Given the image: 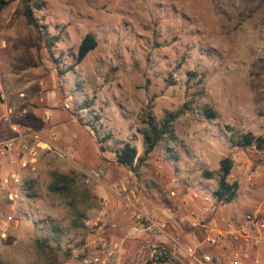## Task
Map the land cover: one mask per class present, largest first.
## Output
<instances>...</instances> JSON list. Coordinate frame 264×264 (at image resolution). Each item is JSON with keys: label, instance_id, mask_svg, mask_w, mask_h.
<instances>
[{"label": "rangeland", "instance_id": "374dc122", "mask_svg": "<svg viewBox=\"0 0 264 264\" xmlns=\"http://www.w3.org/2000/svg\"><path fill=\"white\" fill-rule=\"evenodd\" d=\"M0 1L4 121L39 141L28 142L34 160L15 152L31 162L18 169L23 187L11 188L17 201L0 188V223L14 219L0 235V261L143 264L107 257L101 240L116 231L127 236L112 226L118 206L139 227L128 207L138 201L151 215L164 199L174 206L192 193L200 223L179 222L178 233L168 227L188 245L186 236L200 234L201 225L216 220L224 229L239 209L264 216V149L234 145L248 133L264 138V0H33L41 5L31 4L35 17L60 39L53 55L37 43L25 0ZM87 34L98 46L76 64ZM180 111L174 140H162L132 169L117 163L126 143L144 156L149 115L159 123ZM225 157L234 161L230 181L240 186L232 204L214 198ZM54 173L74 181L70 193L51 191ZM185 205L175 214L186 215ZM99 219L101 229L93 228ZM156 246L142 245L146 253Z\"/></svg>", "mask_w": 264, "mask_h": 264}, {"label": "built area", "instance_id": "2783aa9c", "mask_svg": "<svg viewBox=\"0 0 264 264\" xmlns=\"http://www.w3.org/2000/svg\"><path fill=\"white\" fill-rule=\"evenodd\" d=\"M0 98L4 99L2 93H0ZM29 139L39 143L38 138L21 134L0 141V155L9 157L10 164L15 168L8 175L0 177V188L9 195V199L12 202H16L18 196L11 192V188L13 186L23 187L22 176L18 169L28 168L31 163L30 160H34L36 156L35 152L28 146ZM17 151H22V153L32 158L30 160L29 158L21 159L20 155H15ZM171 196H176V194L173 192ZM128 207L133 210L134 220L143 232L151 236H163L169 241L173 258L178 256L183 258L188 264H264L262 257L258 253L261 245V235L264 232V216L259 213L246 216V222L250 227L242 226L239 228L228 224L224 229H210L201 225L203 228L204 247L200 248L199 246L183 243L179 235L171 236L167 223L154 220L145 202L128 203ZM207 210L205 209V211ZM194 216L198 218L197 220L200 223V215ZM13 221V217L9 216L6 217L3 223H0V235L2 238H6L7 231ZM196 224L192 225L195 227ZM92 226L93 228L101 229L100 219L95 221ZM251 227H254L256 234H252ZM113 248H116V245ZM113 248L108 247L107 257L113 256ZM165 255L169 256L166 247H154L151 251L152 263L157 264ZM93 263L106 264V261L96 258Z\"/></svg>", "mask_w": 264, "mask_h": 264}, {"label": "trees", "instance_id": "16d2710c", "mask_svg": "<svg viewBox=\"0 0 264 264\" xmlns=\"http://www.w3.org/2000/svg\"><path fill=\"white\" fill-rule=\"evenodd\" d=\"M35 5L40 9L41 5L38 2H33V0H25V17L29 24V26L33 27L37 34V43L40 45L41 42L44 41L45 46L48 51L52 53L53 47L59 42L58 36H50L47 25H42L39 20L34 15V10L31 4ZM2 5H5L3 1H0V12L3 8ZM98 46L97 39L92 34H87L79 48L76 55H73L76 64L82 63L86 57L93 52ZM53 55V53H52ZM56 63H58V59H54ZM63 74V71L60 72ZM180 112L168 114L163 118L159 123L155 122L152 117L149 115L146 121V129L143 131V143H144V156L141 158H137L138 151L136 147L132 146L129 143L124 144V146L116 152V160L117 163L126 168L132 169L134 165L142 164L145 161L146 157L151 155L162 140L169 139L174 140L173 133V123L177 121L180 117ZM207 116L209 118H214L215 115L212 111H207ZM234 145L237 148L248 149L255 148L257 150L264 149V138L255 137L253 134L248 133L246 135H242L237 137L234 141ZM234 168V161L230 157H225L220 161L219 169L217 172L216 182L217 189L214 192V198L219 203L232 204L238 197L239 193V183L231 182L230 177ZM207 178H212V174L206 173ZM53 183L50 187L51 191L57 192L58 194H68L70 193L71 187L73 186V180L70 177L65 175H60L57 173L53 174ZM183 239H181L182 241ZM169 252V256L165 255L163 259H160L157 264H179L178 262L183 264H188L183 258L176 256L172 257L171 251L167 249ZM178 261V262H177ZM0 264H8L0 261ZM52 264H59L57 259H53ZM148 264H151L149 261Z\"/></svg>", "mask_w": 264, "mask_h": 264}, {"label": "crops", "instance_id": "0c3cea01", "mask_svg": "<svg viewBox=\"0 0 264 264\" xmlns=\"http://www.w3.org/2000/svg\"><path fill=\"white\" fill-rule=\"evenodd\" d=\"M4 86H5V84L2 81L1 76H0V93H2ZM4 100H5V96H4V99L0 98V141L5 140V139H10V138L16 137L17 135L21 134V131L19 129V127H20L19 124L18 125L14 124L9 128L8 125L5 123L4 117H3L4 116V114H3V111H4V103L3 102H4ZM3 133H4V135H7V137L2 139ZM14 169L15 168L10 164L9 157H5V156L0 155V177L8 175ZM202 194H200L201 200H199V201H202L204 199V197H203L204 194L203 195ZM132 196H135V195L133 194ZM163 202H164V204L161 207H159V209H158L159 211H157L156 213L154 211V214H151L152 218L154 220L167 223L168 227L176 230L177 233L179 232V230H177V226H179V224H178L179 222L184 223L185 221H187V222H189V224L197 223L198 218L195 217L194 215H199L198 211L195 209V207L197 206L198 200H195L192 197V193L190 195H184L183 198H180L177 201L176 205L174 204V206H169L167 199H164ZM183 202H185V204H186L184 206V209H183V212H186V215H185V213H181V212L176 213V214H178V215H176L175 209L178 206H180V208H181V206L183 205ZM114 212L115 213H114L113 220L115 222L112 223V226L114 228L122 229L123 234H127V236L122 235L124 238H120L118 236V234H119L118 231H116L113 234L108 233L106 238L101 239V240H104V244L102 246L106 250L108 249V247H111L112 245H114V243L118 247V249L114 253L115 254L114 259H116V260L119 259V261H121V260H125V259L130 258L133 260H138L140 262H143V264H147L148 261L152 260L151 259L152 258L151 257V251L150 252L148 251L147 253L144 252L145 248L142 247V245H146V247H149V246H154L157 244L158 246H161V247L164 246L167 248L170 246V243H168L169 241L165 237H163V236H153L152 237L151 235L144 233L140 229V227L132 226L130 224L131 221L129 218V215H130L129 210L126 207L118 206V207H116ZM180 214H184L185 216L179 217ZM249 214H252V213L242 214V211L239 209V210H237L236 215L229 216L228 219L225 218V225L230 224V225H233V226L239 227V228L242 226L250 227V225L246 222V216ZM131 219H132V217H131ZM217 224L218 223L215 220V221H211L207 225H203V227L207 226L210 229H215V228L221 229L218 227L219 225L217 226ZM251 229L253 231L252 234L253 235L256 234L254 227H251ZM202 230H201L200 234L196 235L195 237H194V235H187L186 239L188 240V243L195 245V246H199L200 248L204 247V245H203L204 238H203ZM261 236H262L261 245L258 249V253L262 257L263 262H264V232L262 233ZM107 237L110 239V241H108ZM127 238H130V239H128V241H127ZM141 239H142V241H141ZM110 244H111V246H110ZM138 245H139V247L136 249V247ZM151 264H153L152 261H151ZM165 264H170V263H165Z\"/></svg>", "mask_w": 264, "mask_h": 264}, {"label": "water", "instance_id": "95a60500", "mask_svg": "<svg viewBox=\"0 0 264 264\" xmlns=\"http://www.w3.org/2000/svg\"><path fill=\"white\" fill-rule=\"evenodd\" d=\"M178 262V261H177ZM179 264H182V263H180V262H178Z\"/></svg>", "mask_w": 264, "mask_h": 264}]
</instances>
